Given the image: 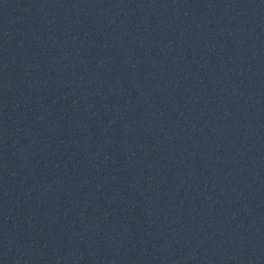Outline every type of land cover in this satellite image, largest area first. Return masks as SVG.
Listing matches in <instances>:
<instances>
[{"label": "water", "instance_id": "water-1", "mask_svg": "<svg viewBox=\"0 0 264 264\" xmlns=\"http://www.w3.org/2000/svg\"><path fill=\"white\" fill-rule=\"evenodd\" d=\"M264 59V0H186Z\"/></svg>", "mask_w": 264, "mask_h": 264}]
</instances>
